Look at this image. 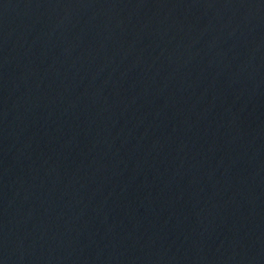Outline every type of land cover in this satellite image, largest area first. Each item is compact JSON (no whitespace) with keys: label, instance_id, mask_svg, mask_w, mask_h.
Here are the masks:
<instances>
[{"label":"water","instance_id":"95a60500","mask_svg":"<svg viewBox=\"0 0 264 264\" xmlns=\"http://www.w3.org/2000/svg\"><path fill=\"white\" fill-rule=\"evenodd\" d=\"M0 264H264L236 0H0Z\"/></svg>","mask_w":264,"mask_h":264}]
</instances>
